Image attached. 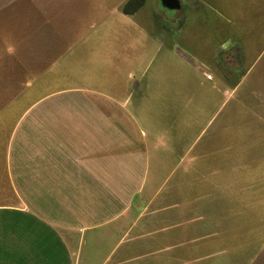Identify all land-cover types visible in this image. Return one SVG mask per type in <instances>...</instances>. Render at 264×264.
<instances>
[{
    "label": "crops",
    "instance_id": "0c3cea01",
    "mask_svg": "<svg viewBox=\"0 0 264 264\" xmlns=\"http://www.w3.org/2000/svg\"><path fill=\"white\" fill-rule=\"evenodd\" d=\"M211 1L180 0L173 13L152 3L147 20L145 4L134 14L124 2L105 9L57 58L58 87L14 116L0 108V264L219 258L227 174L243 154L264 155V120L226 119L227 88L240 82L227 86L219 61L263 57L264 0L248 3L258 25L223 36L234 18ZM195 27L209 30L193 55L184 49L193 50ZM211 65L220 83L205 77ZM230 70L242 79L240 65Z\"/></svg>",
    "mask_w": 264,
    "mask_h": 264
},
{
    "label": "rangeland",
    "instance_id": "374dc122",
    "mask_svg": "<svg viewBox=\"0 0 264 264\" xmlns=\"http://www.w3.org/2000/svg\"><path fill=\"white\" fill-rule=\"evenodd\" d=\"M124 1L126 0H0V108L3 110V117H6L11 109L14 116L15 111L18 113L32 102L41 99L42 93L46 90L58 87L61 82L58 81L57 70L54 71L57 58L68 46L74 44L79 34L77 28L88 25L95 18L106 14L105 9L111 11ZM186 1L181 0L183 4ZM211 2L218 6L217 10H225L234 18L232 28L222 30L220 36L241 35V31L243 35L251 26L260 23L253 20L249 0ZM152 3L166 13L179 10L164 6L161 0H150L149 4ZM149 4L142 8L146 20L150 16ZM210 20L212 18L206 19L205 25L215 24V21ZM207 30L209 29L195 27L192 38L195 44L193 50L189 48L184 50L193 55L196 51L205 50ZM64 54L66 57L67 53ZM194 59H198L194 63L201 67L202 63L208 64L203 61L207 58ZM223 63L226 68H223ZM236 64L242 67V79L240 77L238 79L237 74L230 70ZM219 67L227 86H234L240 82L236 90L227 88L230 94L227 95L226 119L233 124L255 119L264 120V111L257 113L245 111L249 106L264 109V53L259 59H220ZM207 74L214 75L215 82L220 83L221 79L213 65L205 72V77ZM233 105L245 108L240 112H233L231 108ZM241 137L244 141L245 136L242 134ZM245 146L246 144L242 143L244 153ZM243 156L241 170H238L240 174L237 171L236 174H227L226 177L227 213L226 219L222 220L224 225L226 223L224 232L226 238L225 248H222L218 258L220 264H264V155L258 154L253 156L254 158L247 157L249 156L247 154ZM246 177L247 181L249 177L256 181L252 191L244 190L243 183ZM236 178L237 180H234ZM231 183H236V188L241 186L238 184H242V192L232 191L235 186H230ZM229 193L233 198H230ZM214 260L212 259L210 263L219 264Z\"/></svg>",
    "mask_w": 264,
    "mask_h": 264
},
{
    "label": "trees",
    "instance_id": "16d2710c",
    "mask_svg": "<svg viewBox=\"0 0 264 264\" xmlns=\"http://www.w3.org/2000/svg\"><path fill=\"white\" fill-rule=\"evenodd\" d=\"M146 1L147 0H127L122 5V12L125 14H134L146 3Z\"/></svg>",
    "mask_w": 264,
    "mask_h": 264
},
{
    "label": "water",
    "instance_id": "95a60500",
    "mask_svg": "<svg viewBox=\"0 0 264 264\" xmlns=\"http://www.w3.org/2000/svg\"><path fill=\"white\" fill-rule=\"evenodd\" d=\"M162 4L170 9L181 8L180 0H161Z\"/></svg>",
    "mask_w": 264,
    "mask_h": 264
}]
</instances>
